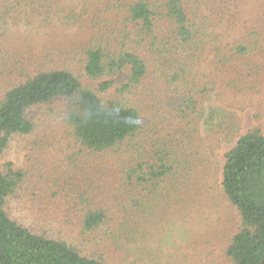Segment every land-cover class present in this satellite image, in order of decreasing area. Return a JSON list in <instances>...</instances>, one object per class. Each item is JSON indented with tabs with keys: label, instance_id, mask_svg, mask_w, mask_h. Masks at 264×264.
Here are the masks:
<instances>
[{
	"label": "trees",
	"instance_id": "trees-1",
	"mask_svg": "<svg viewBox=\"0 0 264 264\" xmlns=\"http://www.w3.org/2000/svg\"><path fill=\"white\" fill-rule=\"evenodd\" d=\"M86 1L79 12L66 7L63 23L85 29V40L59 50L61 66L23 71L0 95V157L15 137L35 135V110L62 108L58 155L37 137L22 167L0 163V264H122L121 238L153 221L190 172L199 175L194 134L223 78L232 72L235 89L264 81V68L250 64L257 41L226 45L186 0ZM8 3L0 9L11 15L65 11L58 0ZM221 186L239 217L226 258L264 264L261 129L225 155Z\"/></svg>",
	"mask_w": 264,
	"mask_h": 264
},
{
	"label": "rangeland",
	"instance_id": "rangeland-1",
	"mask_svg": "<svg viewBox=\"0 0 264 264\" xmlns=\"http://www.w3.org/2000/svg\"><path fill=\"white\" fill-rule=\"evenodd\" d=\"M58 1L64 3L65 11L50 18L34 16L25 8L14 10L12 15L8 8L0 9L1 14L7 10L5 22L0 26V95L8 84L21 78L23 71L34 73L40 66H61L59 50L85 40V29L64 27L63 23L70 13L66 7H77L79 12L87 1ZM186 3L209 26V32L220 35L226 45L243 38L256 40L257 55L250 64L264 68V0H186ZM9 4L8 0H0V7ZM231 73L206 102L205 115L198 121L191 154L203 158L199 175L191 178L190 172L186 176L190 179L179 184L176 195L161 198L162 205L155 210L153 221L143 224L134 237L121 238L122 264H231L225 251L239 226V217L221 186L225 155L249 130L259 128L264 132V81L257 89L250 84L229 88V81L235 77ZM51 109L33 112L38 127L30 140L49 138L53 143L49 151L53 154L61 150L57 119L62 108L57 105L55 112ZM30 140L15 137L0 157V163L13 162L22 167Z\"/></svg>",
	"mask_w": 264,
	"mask_h": 264
}]
</instances>
